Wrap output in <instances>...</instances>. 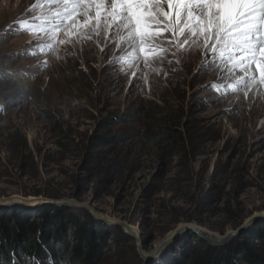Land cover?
I'll use <instances>...</instances> for the list:
<instances>
[{"label":"rangeland","instance_id":"374dc122","mask_svg":"<svg viewBox=\"0 0 264 264\" xmlns=\"http://www.w3.org/2000/svg\"><path fill=\"white\" fill-rule=\"evenodd\" d=\"M82 11L54 29L62 4L0 0V227L28 215L41 228V211L65 210L67 241L65 262L53 237L39 242L47 258L12 250L7 262L77 264L67 214L109 245L99 264L187 262L194 234L223 238L250 222L226 244L206 241L216 249L264 231V85L241 88L218 56L208 68L202 37L142 67L143 53L111 47L119 35L70 27ZM74 28L80 42L61 44Z\"/></svg>","mask_w":264,"mask_h":264},{"label":"snow or ice","instance_id":"6c2138e0","mask_svg":"<svg viewBox=\"0 0 264 264\" xmlns=\"http://www.w3.org/2000/svg\"><path fill=\"white\" fill-rule=\"evenodd\" d=\"M63 5V14L54 17L53 28L63 25L64 19L74 16L76 7L83 8L81 16L74 19L72 26L80 20L88 25L96 37L104 36L111 43L119 35L123 44L117 55L131 51L143 53L142 67L162 59L164 56L183 55L185 45L197 42L202 37L206 48L207 67L216 64L213 56L228 62L225 75H237L241 88L264 85V0H54ZM167 8L168 11H162ZM89 20L92 21L89 24ZM71 38L61 44L79 43ZM167 33V37H165ZM91 40L92 37L88 36ZM166 38L167 48H161ZM175 49V51H172ZM105 49L101 48V52ZM139 58V56L137 57ZM171 62V61H169ZM115 71H120L114 64ZM204 64L201 65L203 69ZM142 78V71L135 74L133 85ZM224 77H220L223 79ZM211 88L212 85H208ZM247 95V93H245ZM131 230L129 229V232ZM214 242V241H213Z\"/></svg>","mask_w":264,"mask_h":264},{"label":"trees","instance_id":"16d2710c","mask_svg":"<svg viewBox=\"0 0 264 264\" xmlns=\"http://www.w3.org/2000/svg\"><path fill=\"white\" fill-rule=\"evenodd\" d=\"M105 139L106 137H103V140ZM159 140L162 141L164 139L159 138ZM168 147L166 146L164 151H167ZM64 211L61 212L53 208L41 211L43 220L41 228L35 221H29L28 215L23 216L22 219L17 218L12 225H1V260L8 263L9 252L12 250L16 253L18 252L20 256L22 254L29 259L34 258L36 255L41 258H47V247H40L39 242L42 240V242L47 244L48 238L53 237L60 242L59 253H53L55 259L65 262L66 257L62 256V250L67 247L63 225ZM64 219L73 228L74 236L77 238L75 248L72 250V261L77 264H99L103 261V251L108 249L109 245L106 242H104V245L96 243L92 226L71 214L64 215ZM99 235H101V239H104L102 234ZM249 235L251 237H244L232 244L215 249L204 239L194 234L192 239H194L195 245H190L189 247L187 262L191 261L190 264H264V249L260 250L261 247H264V231H257L255 234L250 233ZM121 237L123 241L129 239V236L124 233L121 234ZM23 244H26L25 248ZM16 259L21 262L20 257ZM187 262L183 258H171L165 261L166 264H188ZM15 263L16 261L13 260L8 264ZM20 264H24V261Z\"/></svg>","mask_w":264,"mask_h":264},{"label":"water","instance_id":"95a60500","mask_svg":"<svg viewBox=\"0 0 264 264\" xmlns=\"http://www.w3.org/2000/svg\"><path fill=\"white\" fill-rule=\"evenodd\" d=\"M69 206H73V205L69 204ZM75 206H79V204H75ZM117 224L120 225L125 230V232H127L130 236L136 237L138 235L137 234L138 232L135 229H133L132 226H130L129 224L122 223V222H118ZM249 224H250V222L248 224H246L245 226H243L242 228H240L238 232L243 231L244 228L247 227ZM129 229L131 230L130 232H129ZM238 232L232 233V234L225 236L223 238H219V237L218 238L202 237V238L205 241H207L209 244L222 245V244H226L228 241H230V239L232 237H234ZM155 255H157V253Z\"/></svg>","mask_w":264,"mask_h":264},{"label":"bare ground","instance_id":"6f19581e","mask_svg":"<svg viewBox=\"0 0 264 264\" xmlns=\"http://www.w3.org/2000/svg\"><path fill=\"white\" fill-rule=\"evenodd\" d=\"M69 7H76V8H80V6L79 5H73V4H71V5H69ZM163 8V7H162ZM162 11H168V9L167 8H163L162 9ZM59 13H61V12H59ZM58 14V13H57Z\"/></svg>","mask_w":264,"mask_h":264}]
</instances>
